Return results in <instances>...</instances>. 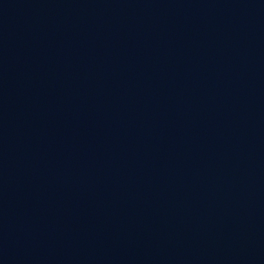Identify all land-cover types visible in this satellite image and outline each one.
Here are the masks:
<instances>
[{"label":"water","instance_id":"obj_1","mask_svg":"<svg viewBox=\"0 0 264 264\" xmlns=\"http://www.w3.org/2000/svg\"><path fill=\"white\" fill-rule=\"evenodd\" d=\"M0 264H264V0H0Z\"/></svg>","mask_w":264,"mask_h":264}]
</instances>
